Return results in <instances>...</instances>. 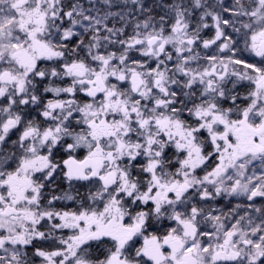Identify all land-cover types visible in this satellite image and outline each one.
I'll use <instances>...</instances> for the list:
<instances>
[{"label": "snow or ice", "instance_id": "1", "mask_svg": "<svg viewBox=\"0 0 264 264\" xmlns=\"http://www.w3.org/2000/svg\"><path fill=\"white\" fill-rule=\"evenodd\" d=\"M0 264H264V0H0Z\"/></svg>", "mask_w": 264, "mask_h": 264}, {"label": "flooded vegetation", "instance_id": "2", "mask_svg": "<svg viewBox=\"0 0 264 264\" xmlns=\"http://www.w3.org/2000/svg\"><path fill=\"white\" fill-rule=\"evenodd\" d=\"M61 187H64V185H63V184H61Z\"/></svg>", "mask_w": 264, "mask_h": 264}]
</instances>
